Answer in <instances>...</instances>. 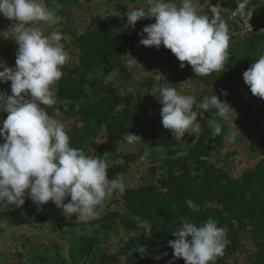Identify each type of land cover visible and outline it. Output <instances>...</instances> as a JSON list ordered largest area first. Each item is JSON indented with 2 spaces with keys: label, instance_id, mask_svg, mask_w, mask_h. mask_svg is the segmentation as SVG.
<instances>
[{
  "label": "trees",
  "instance_id": "16d2710c",
  "mask_svg": "<svg viewBox=\"0 0 264 264\" xmlns=\"http://www.w3.org/2000/svg\"><path fill=\"white\" fill-rule=\"evenodd\" d=\"M69 1L73 4L80 1L91 4L98 0ZM140 1L143 0H105L114 7L109 18L106 11L95 15L82 33L73 32L68 23L66 28L61 29L62 36L66 32L74 33L71 45L64 37L61 43L65 49L74 47L71 52L76 61H68L63 66L64 75L54 86L56 104L51 108L45 106V110L49 115L59 110L67 120L72 119L69 120L72 129L67 132L70 145L82 149L87 155L106 159L109 162V179L117 174L125 175L132 163L144 158L148 154L145 151L149 152L152 158L148 168L143 171L142 182L127 185L121 196L114 198L106 208L103 207L98 219L87 223L66 217L62 209L60 212L51 201L43 206L36 205L26 192L24 205L0 210V221L37 229L52 227L56 237L65 240L68 256L63 252L62 243H50L53 254L49 253L47 247L37 252V243H34L29 261L17 264H185L183 258L173 257L174 250L168 244L169 240L176 239L172 231L182 227V218L198 226L212 218L225 230L228 243L223 256L218 257L215 264H237L238 257L245 252V241L254 246V250L247 253L248 264H264V154L253 166L236 176L229 153L222 152L226 143L242 141L236 138V133L235 139L232 138L234 100L237 93L248 86L243 73L264 55V32L233 41L227 49L223 70L208 76H196L191 65L181 68L182 62L169 49L157 62L162 68L159 78L140 76L141 90H122L121 85L106 82V76L117 69L120 79L126 80L125 84L128 85L129 81L134 80V72L126 64L130 55H137V63L145 56V46L139 43L142 37L137 31H142L147 19L138 20L132 27L127 25L126 16L128 3L132 5ZM229 1L233 12L238 0ZM64 3L63 0L59 1L56 13L68 18ZM248 8L254 10L256 23L264 27V0H249ZM238 30L239 26H236ZM12 45L18 49L16 42ZM6 56H13L16 61L15 51L6 50L2 54L3 59ZM7 66L14 67L12 63ZM186 81L203 84L202 89L194 94L197 101L206 95L217 94L233 107L227 121L216 116L215 109L204 112L203 117L198 114L201 131L197 137L191 138L190 144H186V136L176 140L163 127V105L159 102L161 85L178 91ZM7 83L0 81V92L12 95ZM248 89L243 106L246 112L250 111L253 101L250 86ZM225 91L227 95H224ZM258 110L261 123L256 126L264 130V106ZM6 118H0V122ZM209 121L221 124L220 136H212ZM131 132L141 137L135 142L136 149H120L122 144L127 143L122 137ZM98 138H101V143L95 141ZM3 142L0 136V143ZM142 152L145 155L140 158ZM141 164L142 161L138 163ZM69 199L66 198L65 203ZM186 199L199 205L200 211L193 212L185 203ZM57 210L60 212L58 217ZM88 225L97 227L91 232L82 233L80 229ZM119 229L126 234L133 230L136 234L124 235V243L115 253L111 250L115 244L109 242V236ZM103 230L109 236L102 234ZM140 245L145 246L146 252H133ZM18 255L23 256L22 253ZM157 256L160 259H156Z\"/></svg>",
  "mask_w": 264,
  "mask_h": 264
},
{
  "label": "clouds",
  "instance_id": "9594fccd",
  "mask_svg": "<svg viewBox=\"0 0 264 264\" xmlns=\"http://www.w3.org/2000/svg\"><path fill=\"white\" fill-rule=\"evenodd\" d=\"M199 2L145 0L146 6L127 10V25L135 27L138 20L147 19L146 26L139 31L140 44L157 49L163 45L182 62L181 68L191 65L196 76H208L223 70L231 36L248 38L261 32L249 36L243 33L239 16L243 19L250 12L249 0H238L228 24L222 19L220 0L211 1L202 12ZM0 14L15 22L10 32L6 30L0 35L14 38L18 45L15 67L0 61V81H11L12 92H0V112L8 113L0 122V136L4 140L0 143V210L24 205L27 192L36 205L51 201L66 217L75 214L76 222L98 219L105 203L126 190L125 175L109 179V162L73 148L64 123L41 107L55 106L54 86L64 75L62 68L70 58L61 43V32L54 28L45 35L40 25L55 26L61 17L44 0H0ZM136 61L130 55L127 66L132 68ZM243 79L253 95L264 98V55L243 73ZM159 102L163 105L161 123L176 140L186 133L200 134L198 114L203 117L204 112L215 109V115L227 121L233 109L217 94L197 101L194 95L181 94L167 85L159 87ZM209 126L213 137L221 135L219 122L209 121ZM122 138L134 144L141 137L131 132ZM232 138L235 139V132ZM185 203L193 212L200 211L191 199ZM172 234L176 239L168 244L174 250L173 257L183 258L185 264H215L228 243L225 230L212 218L199 226L182 218V227ZM137 251L144 253L146 248L140 245L133 249Z\"/></svg>",
  "mask_w": 264,
  "mask_h": 264
},
{
  "label": "rangeland",
  "instance_id": "374dc122",
  "mask_svg": "<svg viewBox=\"0 0 264 264\" xmlns=\"http://www.w3.org/2000/svg\"><path fill=\"white\" fill-rule=\"evenodd\" d=\"M60 0H44V3L47 7H49L51 10L56 12L57 5L59 4ZM64 7L69 13L68 18H65L63 16L61 17V20L59 24L55 26H48L45 24H41L40 28L44 32L45 35H48L52 30L58 29L61 32V29L66 28L68 24H71V30H76L78 33H82L86 27L89 25L91 19L97 15V14H104L109 13L106 17L109 18L110 14L114 12V7L112 5H108L105 0H98L94 3L87 4L85 1H80L78 4L70 3L69 0H63ZM127 2V0H124ZM129 8H135V7H141L146 6L145 0L140 1L139 3H134L130 5L128 3ZM128 8V9H129ZM127 9V10H128ZM106 11V12H105ZM231 9H229V14L227 17L229 18V15L231 13ZM127 12V11H126ZM202 12V11H200ZM152 18H149V23ZM222 19H224L222 17ZM225 20V19H224ZM15 23V22H14ZM68 23V24H67ZM13 26L12 20H9L8 18L4 17L2 14H0V32L9 31V29ZM10 32V31H9ZM139 33V31H137ZM72 32H66L64 34V39L68 44L71 45V39L73 37ZM230 37V35H229ZM241 40V37L238 36H231L229 39V47L231 46L233 41ZM13 42H16L14 38H5L3 35H0V61H4L9 65V63H12L15 67V60H13V56H6L2 57V54L6 50L15 51L17 52V49L15 46H13ZM155 46L147 47L146 54L141 59V62L135 63L133 67L131 68L134 72V80L129 81V84L126 85V80H121L120 72L117 69H114L111 74L106 76V82L110 84L115 85H121L122 90H141L142 87L140 86L141 83V77L143 76H150L153 75L156 78L160 77L161 73V66L157 64L158 61L161 60V58L165 55V52L159 53L155 55V51L153 50ZM228 47V48H229ZM65 49V48H64ZM74 49V47H70L68 49H65L66 53L69 56L70 62H75L76 58L72 54L71 50ZM161 52V51H159ZM154 54L155 56H152ZM134 58H138L137 55H135ZM148 60V62L146 61ZM154 59H157L156 61ZM128 62V61H127ZM126 62V64H127ZM155 65V66H154ZM11 87V81L8 82ZM203 87V84H194L190 83L188 81L184 82L181 86V89L178 90L181 94L184 95H194L196 92L200 91ZM249 92L248 86H244L242 88L241 93H237L235 102L236 107L234 108V111L232 112L234 116V122L231 124V131L235 132L237 134L236 138H241L242 141L240 143L234 141H231L229 143H226L225 148L222 150L223 154L229 153V159L232 166V169L234 170V175L239 176L241 175L242 171L247 168L253 166L264 154V130L259 129L256 124L261 123V115L259 113V107L264 106V98L257 97L253 95L252 98L253 101L250 104V111L246 112L244 110V104L246 101V94ZM11 95V94H10ZM44 107L45 106H41ZM195 109V106H194ZM196 110V109H195ZM8 116V113L0 112V118ZM57 119L62 121L65 125V130L68 132L71 128V121L72 119H66V115L59 110H56L53 114ZM254 124V125H253ZM185 142L186 144H190L191 138L195 137V134H187L185 135ZM197 137V136H196ZM95 141H99L98 143H101V138L96 139ZM136 143L134 144H122L120 149L122 150H135L136 149ZM93 146H95V142H93ZM253 146V148H252ZM138 152V151H137ZM146 156L144 158H141V156L145 155L140 153V160L136 163H132V167L128 168V171L126 172V184L129 186L138 185L142 182V174H144L145 170L149 166V161L151 160L150 153L145 151ZM142 161L141 165H138V163ZM110 162H113L110 160ZM138 165V166H137ZM139 168V169H138ZM144 171V172H143ZM122 193H116L114 194L104 205V208L107 207L109 202H112L114 198H118L117 196H121ZM110 207V206H109ZM61 210L60 208L58 209ZM56 211V215L60 214L59 211ZM72 219H76V215L74 214ZM97 225H88L83 228H79L82 233H86L87 231H90L94 228H96ZM104 232V233H103ZM130 234H126L122 229H119L117 233H111L110 236L106 231H102L103 234H108L110 240L109 242H114L115 246H112L111 250L115 253L119 252V248L123 245V236L124 235H132L136 234L135 231L131 230L129 231ZM100 238H103V235L99 234ZM112 238V239H111ZM37 243V252L42 251L44 247L48 248L49 253L53 254L54 249L50 246V243H58L61 245V243L64 245V254L67 255L68 246H66V242L64 239L57 238L56 233L53 232L52 227H47L45 229H37L33 226H14L11 225L5 221H0V264H17L19 262L26 263L31 258L30 249L32 248L33 244ZM245 252H243L237 260V264H248L247 261V253L254 250V246L249 241H245ZM22 253L23 256L20 257L18 254ZM68 256V255H67ZM111 264H119L117 263H111Z\"/></svg>",
  "mask_w": 264,
  "mask_h": 264
},
{
  "label": "built area",
  "instance_id": "2783aa9c",
  "mask_svg": "<svg viewBox=\"0 0 264 264\" xmlns=\"http://www.w3.org/2000/svg\"><path fill=\"white\" fill-rule=\"evenodd\" d=\"M250 12L248 13V15L245 18H241L239 16V21L241 23L242 26V30L243 33L247 36L252 35L256 32H264V27H260L257 23H256V14L254 12V10L252 9H248ZM249 20V23H247L246 25V21Z\"/></svg>",
  "mask_w": 264,
  "mask_h": 264
},
{
  "label": "crops",
  "instance_id": "0c3cea01",
  "mask_svg": "<svg viewBox=\"0 0 264 264\" xmlns=\"http://www.w3.org/2000/svg\"><path fill=\"white\" fill-rule=\"evenodd\" d=\"M211 1H213V0H200V2H199V9H200V11L205 10L207 8V5ZM225 3H226V0H221L220 1V7L223 9V11H222V17L225 19V22L228 24L227 20H229V18L227 17V15L229 14V9L231 8L232 5H231V2L229 0H227V5L226 6H224ZM228 27H229V25H228ZM231 30H232V28H231ZM231 30H229V35H230ZM153 50L155 51V55H157L159 53H162L163 54L165 51L167 52L169 49H167L166 47H164L163 45H161L159 49H157L156 47H154ZM159 51H161V52H159ZM7 84L10 87L9 83H7Z\"/></svg>",
  "mask_w": 264,
  "mask_h": 264
}]
</instances>
